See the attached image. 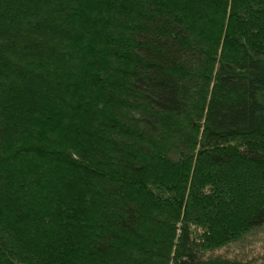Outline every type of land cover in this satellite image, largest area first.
<instances>
[{
	"label": "trees",
	"instance_id": "trees-1",
	"mask_svg": "<svg viewBox=\"0 0 264 264\" xmlns=\"http://www.w3.org/2000/svg\"><path fill=\"white\" fill-rule=\"evenodd\" d=\"M0 264H264V0H0Z\"/></svg>",
	"mask_w": 264,
	"mask_h": 264
}]
</instances>
